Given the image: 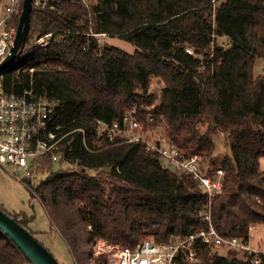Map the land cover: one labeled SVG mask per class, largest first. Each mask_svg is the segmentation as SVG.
<instances>
[{
	"label": "trees",
	"instance_id": "obj_1",
	"mask_svg": "<svg viewBox=\"0 0 264 264\" xmlns=\"http://www.w3.org/2000/svg\"><path fill=\"white\" fill-rule=\"evenodd\" d=\"M22 4L11 23L17 28ZM103 35L127 41L135 51L101 42ZM43 37L47 44L36 45ZM259 59L264 0L34 2L28 41L1 76L9 93L33 90L48 98L55 125L67 134L68 166L45 162L46 176L30 191L75 264H108L106 256H94L98 239L135 247L207 229L209 212L222 235L247 237L252 225L264 228ZM153 78L164 82L159 95L149 92ZM132 110L146 131L162 123L168 142L223 169L222 193L209 203L198 182L171 170L144 144H116L93 134L97 120L121 121ZM219 134L229 148L223 155L215 153ZM9 215L27 229L33 220ZM225 251L203 247L196 264H251L241 252ZM0 264H31L2 230Z\"/></svg>",
	"mask_w": 264,
	"mask_h": 264
},
{
	"label": "built area",
	"instance_id": "obj_2",
	"mask_svg": "<svg viewBox=\"0 0 264 264\" xmlns=\"http://www.w3.org/2000/svg\"><path fill=\"white\" fill-rule=\"evenodd\" d=\"M41 0L37 3L40 4ZM21 0H11L5 15L0 19V65L11 54L18 28L12 25L13 17L19 12ZM47 37V36H46ZM45 37L38 40L47 44ZM40 43V42H39ZM193 54V50H186ZM135 110L125 114L121 121L109 123L97 120L93 134L101 140L121 143H141L146 150L158 154L166 166L175 172L189 175L208 196L211 203L214 196L222 193L225 171L212 169L203 163L199 155L187 154L166 138L151 140L136 116ZM79 131V130H78ZM83 132V130L81 129ZM67 134L61 126L55 125L54 105L48 98L38 97L33 90L22 94L7 92L0 74V165H14L25 172L22 182L35 191L41 180L35 181L45 162L56 165L68 162L63 144ZM63 164V165H64ZM35 193V192H34ZM36 197L38 196L35 193ZM207 229L188 236H173L157 243L145 239L135 247L98 239L94 245V256L104 255L108 264H196L203 247L220 250H234L246 255L251 264H264V241L253 245L252 225L247 237L222 235L212 223L211 212L206 214ZM226 255V254H225Z\"/></svg>",
	"mask_w": 264,
	"mask_h": 264
},
{
	"label": "rangeland",
	"instance_id": "obj_3",
	"mask_svg": "<svg viewBox=\"0 0 264 264\" xmlns=\"http://www.w3.org/2000/svg\"><path fill=\"white\" fill-rule=\"evenodd\" d=\"M40 0H35V5L38 6ZM11 5V0H0V19L5 15L8 7ZM101 42H106L115 45L129 53L135 51V47L124 40L118 38H108L103 35L99 37ZM42 41H36V45H40ZM219 42H225V38H219ZM34 44V45H35ZM264 72V59H259L255 65V73ZM164 82L158 78H153L150 85L149 92L159 95ZM165 131L162 123L156 124L147 130L146 137L151 140L163 139L165 137ZM215 153L223 155L229 152V148L226 144V137L223 134L216 135L214 137ZM205 165L208 164V160L202 158ZM207 160V161H206ZM166 164V161H163ZM260 167L264 170V158L260 161ZM94 174L96 171H90ZM47 171H40L36 175L35 181L43 180ZM25 178V172L14 165H7L6 168L0 165V207L8 214H20L25 213L29 217H33V220L28 224V229L35 236V238L45 246L58 260L60 264H75L70 249L63 239L59 231L53 226L51 220L48 217L46 210L42 203L38 199V196H33L30 188H28L22 180ZM37 191V190H36ZM253 231V245L258 246L259 240L264 241V228L260 225ZM221 253H226L225 250H220Z\"/></svg>",
	"mask_w": 264,
	"mask_h": 264
},
{
	"label": "water",
	"instance_id": "obj_4",
	"mask_svg": "<svg viewBox=\"0 0 264 264\" xmlns=\"http://www.w3.org/2000/svg\"><path fill=\"white\" fill-rule=\"evenodd\" d=\"M35 0H23L22 13L11 54L1 63L0 74L12 66L26 45ZM0 230L22 250L31 264H60L35 236L0 207Z\"/></svg>",
	"mask_w": 264,
	"mask_h": 264
}]
</instances>
